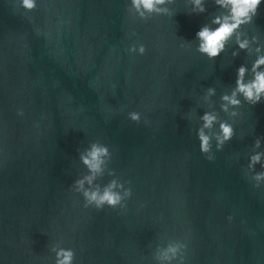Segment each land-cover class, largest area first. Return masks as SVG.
<instances>
[{"label":"water","instance_id":"95a60500","mask_svg":"<svg viewBox=\"0 0 264 264\" xmlns=\"http://www.w3.org/2000/svg\"><path fill=\"white\" fill-rule=\"evenodd\" d=\"M157 7L0 0V264H56L60 249L71 264H264V99L221 108L237 68L264 54V3L237 29L249 47L233 34L211 58L196 32L217 26L215 0ZM221 122L232 134L218 145ZM93 143L108 154L83 188L115 181L114 206L77 190Z\"/></svg>","mask_w":264,"mask_h":264},{"label":"clouds","instance_id":"9594fccd","mask_svg":"<svg viewBox=\"0 0 264 264\" xmlns=\"http://www.w3.org/2000/svg\"><path fill=\"white\" fill-rule=\"evenodd\" d=\"M216 4L224 9L221 15L213 18L212 23L217 25L215 28L204 26L196 32V37L199 39L198 51L206 54L207 56L214 57L224 48L225 42L233 34L236 35V43L239 48L247 49L249 47V41L247 39H240L237 29L240 25L250 22L253 15H255L256 9L259 4L264 3V0H215ZM165 3V0H131V5L138 13L143 15V12L159 11L157 7ZM194 7L203 11L202 0H192ZM23 7L31 9L34 7L35 0H21ZM255 40V37H253ZM257 53L260 52V48L257 46L254 49ZM142 51V48L140 49ZM250 71L252 77L249 80H245V72ZM209 89V93H211ZM243 96L244 100L249 103H257L261 99H264V54H260L253 61L251 68L246 69L243 65L237 68L235 88L230 94L223 95L221 100L224 102L221 105L223 110H227L229 105H238L240 103L237 99V94ZM130 118L137 119V114H130ZM203 121L202 128L198 130V139L200 141V150L202 152H208L209 150V136L203 129L211 128L212 124L216 120V116L212 113H205L201 117ZM232 134L231 125L221 122L219 124V134L216 136L218 145L230 138ZM257 146L259 142L257 141ZM107 148L103 145L93 143L89 146L84 153L81 154V162L87 167L89 174L82 179L75 182L77 190L83 189V195L87 203L94 204L96 207H100L103 204L114 206L119 203L121 196L119 193L113 191L114 188L119 187L115 181L106 185L103 191L96 188L84 189L85 183L91 185L93 179L98 175L103 168L104 159L107 156ZM261 154L255 153L250 157V165L260 161ZM256 180L264 179V172L258 173L255 176ZM179 251V246L169 245L165 248L161 255L164 260H170ZM72 251L70 249H60L57 251L56 264H71Z\"/></svg>","mask_w":264,"mask_h":264}]
</instances>
